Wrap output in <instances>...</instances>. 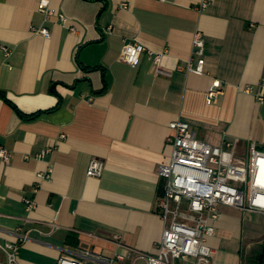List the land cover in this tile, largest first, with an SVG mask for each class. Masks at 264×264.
I'll return each mask as SVG.
<instances>
[{
    "label": "crops",
    "instance_id": "crops-1",
    "mask_svg": "<svg viewBox=\"0 0 264 264\" xmlns=\"http://www.w3.org/2000/svg\"><path fill=\"white\" fill-rule=\"evenodd\" d=\"M39 1L0 0V147L8 154L0 159V245L19 247L17 264H146L162 238L157 171L172 153L171 122L211 146L238 140L239 156L252 143L264 148V103L255 99L264 0H210L203 11L201 0H49L48 20ZM197 30L201 75L186 71L198 61ZM132 41L145 48L135 67L120 58ZM155 55L165 75L154 72ZM213 83L221 92L207 104ZM93 159L103 162L99 178L86 175ZM219 212L210 264H260L264 215Z\"/></svg>",
    "mask_w": 264,
    "mask_h": 264
},
{
    "label": "built area",
    "instance_id": "built-area-1",
    "mask_svg": "<svg viewBox=\"0 0 264 264\" xmlns=\"http://www.w3.org/2000/svg\"><path fill=\"white\" fill-rule=\"evenodd\" d=\"M210 0H201L198 11L205 10ZM123 7H126L125 5ZM37 10L45 16L52 15L49 0H40ZM62 24L67 19L59 16ZM74 32V28H69ZM44 38L49 37L45 28L38 30ZM204 39L198 30L192 39L193 56L198 58L195 67L191 60L187 62L186 71L196 75L203 74ZM4 57L11 54L2 48ZM145 48L136 41L127 43L121 50L123 63L135 67ZM151 55V53H149ZM161 55L153 56L154 72L164 74L161 70ZM219 84L213 83L206 96L207 104L213 103L220 94ZM252 93L251 87L243 90ZM258 104L264 103V77L255 94ZM171 135L166 139L172 147L169 162L159 166L157 174L163 180V195L158 202L162 223V238L156 255L145 256L146 264H210L214 254L207 245V240L214 234L211 222L220 218L219 207H231L242 212H256L264 215V148L258 150L255 144H249L245 156L238 155L239 141L224 142L221 146H211L199 141L187 123L176 120L169 124ZM50 150L42 151L37 158H43ZM0 159L8 160L7 152L0 147ZM103 171V162L91 160L87 177L99 178ZM28 211L35 208V202L25 199ZM6 255V264H17L19 247L14 243L0 245ZM85 259L109 263L100 256L88 252L81 254ZM123 260L122 255L117 256ZM58 264H82L76 259L60 258Z\"/></svg>",
    "mask_w": 264,
    "mask_h": 264
},
{
    "label": "trees",
    "instance_id": "trees-1",
    "mask_svg": "<svg viewBox=\"0 0 264 264\" xmlns=\"http://www.w3.org/2000/svg\"><path fill=\"white\" fill-rule=\"evenodd\" d=\"M30 118H32V117H30ZM259 262H260V264H264V247H263V250L259 256Z\"/></svg>",
    "mask_w": 264,
    "mask_h": 264
},
{
    "label": "rangeland",
    "instance_id": "rangeland-1",
    "mask_svg": "<svg viewBox=\"0 0 264 264\" xmlns=\"http://www.w3.org/2000/svg\"><path fill=\"white\" fill-rule=\"evenodd\" d=\"M175 264H182L180 261H175Z\"/></svg>",
    "mask_w": 264,
    "mask_h": 264
}]
</instances>
